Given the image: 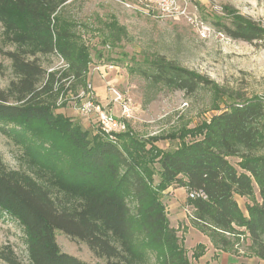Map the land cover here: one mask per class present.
Here are the masks:
<instances>
[{"label": "trees", "instance_id": "obj_1", "mask_svg": "<svg viewBox=\"0 0 264 264\" xmlns=\"http://www.w3.org/2000/svg\"><path fill=\"white\" fill-rule=\"evenodd\" d=\"M66 1L0 0L4 19L19 31L15 40H37L41 53H59L67 63L56 78L35 52L9 51L14 78L6 89L0 88V130L5 135L26 134L24 129L38 134L39 124L49 131V148L43 153L24 137V151L37 157L32 176L9 170L0 161V207L23 226L30 264H96L61 251L57 229L85 242L105 264H140L134 260L136 252L147 243L160 247L163 264H188L158 198V189L170 185L199 194L187 201L200 230L218 235L231 233L233 225L243 227L251 251L264 259V102L252 96L221 110L200 138L173 150L145 149L141 141L122 134L116 141L89 137L80 124L50 109L56 83L58 91L69 81L74 94L86 87L90 62L85 47L71 39L65 21L58 26L56 14ZM113 29L114 36H120L118 26ZM218 30L245 41L263 33L255 22L221 25ZM132 70L151 95L159 89L192 95L212 83L164 56L143 58ZM152 151L158 164L157 188L148 168ZM230 157L237 159L235 164ZM255 185L260 199L253 200L244 215L234 196L252 197ZM0 264L22 263L10 245L1 244Z\"/></svg>", "mask_w": 264, "mask_h": 264}, {"label": "rangeland", "instance_id": "obj_2", "mask_svg": "<svg viewBox=\"0 0 264 264\" xmlns=\"http://www.w3.org/2000/svg\"><path fill=\"white\" fill-rule=\"evenodd\" d=\"M174 1L181 12L164 17L154 6L140 0H67L56 14L58 26H61L60 20L65 21L64 27L71 39L77 46L85 47L90 62L86 87L80 88L77 94L68 90L69 81L58 91L60 82L54 85L53 91L57 94L51 98V111L80 124L91 138H109L102 131L96 114L80 113L79 108L90 100L124 124L113 136L115 141L121 134L133 136L145 149L154 151L156 147L162 151L200 138L204 127L217 113L243 99L256 96L264 102V0ZM236 22H255L263 30L262 36L245 41L218 30L221 25L233 26ZM116 25L120 36L112 33ZM18 33L10 20L4 19L0 8L1 89H6L14 78L7 52L18 48L35 52L45 70L55 72L56 78L66 71L67 63L59 53H41L37 40L19 43L13 38ZM152 56L174 60L212 83L192 95L168 89H159L151 95L147 93L145 81L132 68L135 62ZM99 87L104 95L97 92ZM113 90L129 103L127 116H123L119 103L111 101ZM24 131L26 134L15 133L8 137L0 130V161L9 170L26 177L32 176L33 160L37 157L24 151L23 143L29 139L34 148L43 153L49 148V131L43 124H39L38 134H30L28 129ZM153 151L148 154L151 160L148 168L151 184L157 188L158 164ZM229 160L233 164L237 161L234 157ZM174 187L159 188L158 198L168 227L173 230L177 246L188 264H264V259L251 251L243 227L233 225L231 233L218 235L200 230L187 201V189L175 192ZM234 198L244 215H248L247 206L260 199L256 185L252 197L235 195ZM54 234L61 251L84 261L105 264L106 259L96 256L85 242L58 229ZM1 244L10 245L22 264H30L26 232L5 207H0ZM134 260L140 264H163L162 251L147 243L138 248Z\"/></svg>", "mask_w": 264, "mask_h": 264}, {"label": "built area", "instance_id": "obj_3", "mask_svg": "<svg viewBox=\"0 0 264 264\" xmlns=\"http://www.w3.org/2000/svg\"><path fill=\"white\" fill-rule=\"evenodd\" d=\"M147 6H154L158 12L166 17V16H174L175 14L181 12L179 10L178 5L174 0H140ZM87 90V89H86ZM113 97L111 98L112 102H117L120 104L122 109L123 116H127L129 114L130 105L129 103L122 98L120 93L116 90H113ZM80 113L84 115L96 114L97 121L100 124L102 131L109 135L108 139L114 140L113 136L119 129L124 128V124L120 119H115L113 115L105 112L100 108L99 105H94L92 101L88 100L85 104H83L80 108ZM122 119V118H121ZM199 194L192 192L189 194L191 198L197 196Z\"/></svg>", "mask_w": 264, "mask_h": 264}, {"label": "crops", "instance_id": "obj_4", "mask_svg": "<svg viewBox=\"0 0 264 264\" xmlns=\"http://www.w3.org/2000/svg\"><path fill=\"white\" fill-rule=\"evenodd\" d=\"M97 89H98L97 92H98L100 95H104V94H103L104 91L102 90L101 87H99V88H97ZM96 94H97V93H96ZM180 188H185V187H179V186H176V187H174L173 189L175 190V192H177V191H179Z\"/></svg>", "mask_w": 264, "mask_h": 264}]
</instances>
